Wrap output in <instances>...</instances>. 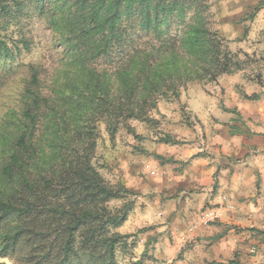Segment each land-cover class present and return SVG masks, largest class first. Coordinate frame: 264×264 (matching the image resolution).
<instances>
[{
  "label": "trees",
  "instance_id": "16d2710c",
  "mask_svg": "<svg viewBox=\"0 0 264 264\" xmlns=\"http://www.w3.org/2000/svg\"><path fill=\"white\" fill-rule=\"evenodd\" d=\"M0 6V18L15 19L28 8L42 16L65 55L49 96L39 92L41 73L31 67L30 87L20 96L21 115L12 117L11 124L17 118L13 138L5 143L0 165V259L118 264V252L134 244H129L133 235L119 231L134 201L120 208L110 204L134 193L99 173L93 139L79 112L106 119L115 125L113 133L120 123L146 122L160 98L172 91L178 99L180 87L189 82L217 81L231 73L232 59L206 26L198 0H24ZM190 9L183 34L171 35L170 24L183 23ZM1 59L14 60L15 51L0 29ZM69 121L75 122L73 131ZM41 124L50 133L47 140L39 135ZM43 154L48 161L39 157Z\"/></svg>",
  "mask_w": 264,
  "mask_h": 264
},
{
  "label": "rangeland",
  "instance_id": "374dc122",
  "mask_svg": "<svg viewBox=\"0 0 264 264\" xmlns=\"http://www.w3.org/2000/svg\"><path fill=\"white\" fill-rule=\"evenodd\" d=\"M11 1L24 0H0V3ZM198 2L203 6L206 26L217 33L232 59L231 73L221 75L215 82H189L180 87L178 99L170 91L168 97L160 98L146 122L120 123L114 133L115 125L106 119H99L98 115L93 119L80 117L76 106L72 107L79 112L80 124L88 125L94 143L93 163L99 173L111 185H122L134 193L110 204L112 208H120L126 201H134L128 220L119 229L124 235H133L129 244H134L118 252V264H226L230 261L264 264V235L250 231H264V150L255 155L261 157L253 164V173L249 172L250 166L239 171L241 187H230L225 192L216 187L219 181L216 176L211 197L203 187L187 189L182 180L190 162L198 155L207 154L206 117L212 116L218 124L225 125L219 113L233 115L236 120L231 125V133L246 132L240 115L225 102L233 98L228 87H254V84L264 87V0ZM188 11L183 23L170 24L171 35L183 34L185 23L193 16V9ZM0 24L1 36L15 51L14 60H0L1 165L6 159L5 143L13 138L17 118L11 124L12 117L15 113L18 117L21 115L20 96L30 87L31 67L41 73L39 92L49 96L54 90L51 85L57 66L63 63L65 55L45 19L30 8L15 19L1 17ZM250 44L254 46L253 52L245 51ZM240 73L244 85L236 78L227 80L228 76ZM68 123L73 131L75 122ZM39 135L44 140L50 135L43 124ZM168 138L175 142L165 143ZM42 147L47 159L51 158L46 143ZM195 150L200 151L198 155H190ZM184 154L188 158L179 160ZM39 157L48 161L45 154ZM53 162L57 164L58 160ZM209 214L213 217L211 220H207ZM160 249L163 258H157ZM0 263L17 264V260L0 259Z\"/></svg>",
  "mask_w": 264,
  "mask_h": 264
},
{
  "label": "crops",
  "instance_id": "0c3cea01",
  "mask_svg": "<svg viewBox=\"0 0 264 264\" xmlns=\"http://www.w3.org/2000/svg\"><path fill=\"white\" fill-rule=\"evenodd\" d=\"M235 46V44L233 43ZM254 46L249 45L245 51L253 52ZM256 52V51H255ZM239 79L242 82V75L228 76V79ZM244 85V84H243ZM246 86V87H245ZM244 87H228L233 98H228L225 104L232 111L240 115V118L246 125V132L240 134H232V123L236 120L233 115L219 113L222 115L220 125L214 121L212 116L206 117L207 127L205 137L207 139L206 155H198L199 150L189 152L190 155L198 156L190 162L186 167L183 175V184L187 189L195 187H203L207 195L212 197L210 189L213 188L214 177L219 179L216 187H220L225 191L230 187H237L241 179L239 171L244 166H250L249 172L253 173L255 166L253 165L261 155L256 157L258 153L264 150V87L254 84L245 85ZM258 152V153H257ZM257 153V154H255ZM187 154V153H186ZM184 154L181 158H188L189 155ZM264 164V163H263ZM239 187H241L239 185ZM157 258H163L160 253Z\"/></svg>",
  "mask_w": 264,
  "mask_h": 264
},
{
  "label": "built area",
  "instance_id": "2783aa9c",
  "mask_svg": "<svg viewBox=\"0 0 264 264\" xmlns=\"http://www.w3.org/2000/svg\"><path fill=\"white\" fill-rule=\"evenodd\" d=\"M213 217L211 214L208 215V219L207 220H211Z\"/></svg>",
  "mask_w": 264,
  "mask_h": 264
}]
</instances>
